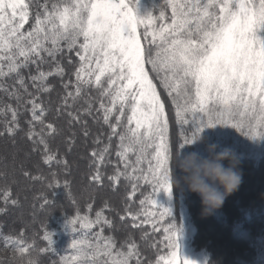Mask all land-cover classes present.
Segmentation results:
<instances>
[{"label":"snow or ice","instance_id":"snow-or-ice-1","mask_svg":"<svg viewBox=\"0 0 264 264\" xmlns=\"http://www.w3.org/2000/svg\"><path fill=\"white\" fill-rule=\"evenodd\" d=\"M169 3L171 23L155 30L151 29V18L145 24L126 0H58L51 11L45 7L43 18L37 14L31 31L24 32L30 4L25 0H0V49L10 53L2 57L9 61V72L19 75L29 64L42 62L45 54L55 61L65 47L69 53L75 51L80 60L73 73L76 94L84 87L95 86L102 97L110 98L111 106L102 99L100 110L111 129L109 141L113 136L119 138L117 156L124 160L131 152L137 155L139 163L140 155L145 158L151 155L149 168L153 181L167 194L173 183L172 151L167 137L169 122L155 81L168 91L176 107L177 122L183 129L179 149L201 140L205 129L217 127L235 128L252 139L264 137V41L256 35L264 26V0H259L258 6L244 0H169ZM164 18L161 13L160 19ZM142 24L143 34L138 32ZM17 51L22 60L15 59ZM65 74L64 68L57 65L54 72L40 71L31 79L41 82L42 91H50L44 87L47 77L58 75L63 79ZM17 83L24 86L23 79ZM71 85L69 80L64 88L67 90ZM72 95L68 92L65 100ZM29 103L32 114L29 124H43V107L35 98ZM117 104L119 115H115L113 124L110 118ZM11 111L12 122L6 129L9 135L19 126L16 111ZM46 127L50 134L55 133L52 123ZM35 135L30 127L27 138L33 140ZM39 143L45 145L47 153L42 137ZM109 147L105 146L99 154L101 161ZM179 154L177 151L176 155ZM53 159L52 155H45L44 162ZM100 179L97 171L93 180ZM3 195L7 202L9 192L5 190ZM165 212L170 214L167 208ZM101 217V212L96 213L94 221L78 216L68 224L79 222L82 228H91L101 223ZM103 223L110 222L105 219ZM44 239L52 243L47 233ZM96 239H101L100 234ZM111 243L105 239L104 255L111 256L108 250ZM72 247L85 257L82 264H89V253L94 259L99 249V245L87 240H74ZM20 251H25L23 246ZM132 254L131 249L128 253H117L119 259L112 264H129Z\"/></svg>","mask_w":264,"mask_h":264},{"label":"trees","instance_id":"trees-1","mask_svg":"<svg viewBox=\"0 0 264 264\" xmlns=\"http://www.w3.org/2000/svg\"><path fill=\"white\" fill-rule=\"evenodd\" d=\"M57 2L58 0H33L34 5H31L29 9V19L31 18L32 23L28 20L22 31H31L35 23L33 19L37 18V14L43 18L45 7L51 11L52 4ZM126 2H130L133 9L138 11L139 18L144 19L145 24L151 18V29L159 30L162 25L171 23L172 8L169 0H126ZM244 2L259 5V0H244ZM161 13L165 17L163 20L160 19ZM7 23L6 20L5 24ZM144 30L145 25L142 24L138 32L143 34ZM256 35L263 41L264 26L256 32ZM6 55L10 53L0 49V72H2L0 74V140L5 137L18 138L19 136L21 140L27 142L40 140L42 137L48 152L45 153V145L40 143L37 144V150L32 151V156L36 153L43 154L40 160L38 159V168L35 170L39 175L38 180L35 181L42 189L30 190L33 196H27L24 199L23 196L14 193L12 189L15 186L10 185L9 182L6 183L8 185L6 188L0 187V264H82L85 257L78 255L72 247L74 236H79L77 241L87 240L94 246L99 245L94 259L90 258L92 253H89L87 258L89 264H112L114 260L119 259L117 253H128L130 249L133 254L129 264H169L168 259L173 249L180 246L181 237L186 236L192 249L205 256V264H211L213 263L211 259L215 257V249L213 247L208 252V248L200 243L199 238L203 216L213 223L217 230L227 233L223 237L221 234L220 240L227 238L228 247L233 245L234 248H238L233 252L240 259L235 258L231 264H264V188L251 190L249 197L239 196L234 209L232 207L225 209L226 197H224L219 206L209 211L204 208L201 197L184 183L182 180L184 173L176 166L177 151L185 154L200 151L207 155L206 149L209 145L214 147L218 145L217 152L221 149L227 150L232 160L257 170L264 164V137L257 136L256 139H252L235 128L217 127L205 129L201 133V140L179 149L178 144L183 142L181 138L183 129L177 122L176 107L168 91L159 87V81H155L169 122L167 137L172 151L170 164L173 183L170 194H167L153 181L152 171L149 168L151 155L147 158L140 155L139 163H137V155L131 152L124 160L117 156V151L120 150L117 147L119 138L113 136L109 141L111 129L105 123L104 113L100 110L102 99L107 106H111L110 98L102 97L101 91L95 86L84 87L79 95L76 94V78L73 73L79 66L80 60L75 51L69 53L65 47L63 54H57L55 61L45 54L42 62L38 65L29 64L28 67L20 70L19 75L16 72H9V61L2 59ZM15 59L22 60L18 51ZM54 65L62 66L66 74L63 79L58 75L48 76L44 81V87L50 88V91H42L41 82L39 80L34 82L31 79L32 74L35 71L54 72ZM18 79L24 80L23 87L17 83ZM69 80L72 81V85L66 90L64 84ZM25 88L27 92L24 91ZM68 92H72L73 95L65 100ZM34 98L43 107L45 117L43 124L34 122L33 126L29 124L32 119L29 101ZM56 100L62 103L59 102L61 105L57 106L58 109H53L52 105L56 104ZM86 107L87 111H83L82 109ZM118 108L119 104L110 118L113 124L116 123L115 115H119ZM89 109H91L90 112ZM11 110L16 111L19 126L14 134L9 135L6 129L12 122ZM80 115L87 121L91 120L90 125L95 128V135L100 137L93 149H80L81 152L89 155L90 159L94 158V162L88 165V169L92 167L88 181L85 177V184L94 188V194L89 198L75 197L74 189L77 187L72 185L73 178L67 173L68 179L67 177L64 179L65 176L61 177V168L69 166L67 164L71 160L70 154L72 155L73 147L71 146L66 153L57 141L64 137L63 131L57 132V127L64 124V117H67L70 127L76 128L82 120ZM123 120L126 124V116ZM48 123L54 125V134H50L47 130ZM30 127L36 133L33 140L27 138ZM132 127H135V124ZM122 130L118 128V131ZM109 145V151L104 154V159L101 161L99 154L105 146ZM60 150L64 151V154ZM45 155H52L54 159L46 164ZM56 160L62 161L63 167L59 166ZM125 164L129 165L127 169ZM97 171L101 179L93 180ZM55 176L60 177L57 179H61L60 184L63 183V186L58 185V180L55 186L48 184ZM109 177L114 179L110 180ZM205 182L210 183L207 180ZM134 184L135 188H133ZM5 190L10 194L7 202L3 195ZM217 191L222 192V189ZM45 200L48 201L46 205ZM12 201H15V204ZM24 202L29 208L36 206L33 209L40 215L35 221H29L26 224L11 221V218L14 219L16 216V210L20 209ZM165 208L170 210V214L165 212ZM97 212L102 214L101 223L93 224L91 228H82L79 222L75 225L68 224V221L78 216L94 221ZM105 219L110 223L104 224ZM45 233L50 236L51 244L44 239ZM97 234H100L101 239H96ZM105 239L112 242L111 248L108 249L111 251V256L104 255ZM206 245L208 247L209 243ZM21 246L25 251H20ZM74 256L76 259H73Z\"/></svg>","mask_w":264,"mask_h":264},{"label":"rangeland","instance_id":"rangeland-1","mask_svg":"<svg viewBox=\"0 0 264 264\" xmlns=\"http://www.w3.org/2000/svg\"><path fill=\"white\" fill-rule=\"evenodd\" d=\"M25 2L29 3L30 6L34 5L33 0H25ZM137 13L138 11L136 12V14ZM29 22L32 23L31 18L29 19ZM34 22L35 19H33V23ZM56 67L57 66L54 65L55 69ZM38 72L40 71H35L32 74V76L37 75ZM59 102L62 103L61 101ZM59 102H57L56 100V104L54 103L52 105V108L58 109L57 106L61 105L59 104ZM82 110L87 111V107ZM66 118L67 117L65 116L64 124H62L60 127L59 126L57 127L58 133H61L62 131L64 132V137L57 139V141L58 143L61 144L63 150L66 153L71 146L73 147L72 155L70 154L71 160L67 164L69 166L66 168L61 165L62 161L56 160V163L64 168V169L61 168V172H62L61 177L65 176L64 179L66 177L67 179L69 177L73 178L72 185H74V187H77L74 189L75 191L74 193H76V195L73 193L74 196L79 198H89V196L94 194V188L92 186H89V184H85V177H87V181H88V178L90 177V173H91L90 171H92V167L88 169V165L89 163L94 162V158L90 159L89 155H87L83 151L81 152L80 149L83 148L93 149L94 145H96V142L97 140L100 139V137L95 135L96 133L95 128L90 125L91 120L87 121L84 116L80 115V118L82 120H80V124H77L76 128L70 127L69 122L66 120ZM86 127H88V129ZM37 144H39V140L26 142L21 140L19 136L18 138L5 137L4 139L0 140V187L6 188L8 186L6 185V183L9 182L10 185L12 184L16 188V189L15 188L12 189L14 193L18 194L19 196H23L24 199L27 198V196H33V194L30 193V190H32L33 188L42 189L40 185L35 181L38 180L39 178V175L35 170L38 168V164H37L38 159L40 160L43 154L40 153L38 155V153H36L35 156H32L33 155L32 151H35L33 149L37 150V146H38ZM75 149H79V150L77 151ZM64 151L60 150L62 154H64ZM86 151L87 150H85V152ZM232 162H234L235 170L238 171V173L241 176V182L235 191H232L230 192V194L225 196L226 199H224V206L225 209L227 210L231 209V207L232 209L235 208L234 204L239 196H241V198L246 196L249 197L248 194L252 192L251 190L253 189L259 190L264 188V164L259 169L253 170L245 167V164H239L235 162V160H232ZM223 163L225 167H228L230 161L224 160ZM25 172L27 173L30 172V173L29 175L24 177ZM66 173L69 174L70 176L68 177ZM57 178L60 177L55 176L53 181L48 182V184L55 186L57 185L56 183L59 181L58 185L63 186V183L60 184L61 179L58 180ZM24 203H22L20 209L16 210V216L14 219L11 218V221L14 222L17 221L20 224H26L29 221L30 222L35 221L36 218L40 215L36 210H34L36 206L29 208L27 206V203L25 204ZM201 218H202L203 226L201 225L200 228V236H199L201 241L200 243L203 244L204 247L208 248L207 251L211 250L213 247L215 249L214 250L215 257L211 259V262L213 260V263L211 264H218L219 262L220 264L233 263L235 258L236 259L238 258V256L233 251L235 249L237 251L238 248L237 247L234 248L233 245L228 247L226 245L228 242L227 238L225 240H220L221 234H222L221 237H223V235L226 236L227 233L225 231L220 232L219 230H217V228L214 226L213 223L207 221L206 217L203 216ZM74 237L73 239L77 241L79 236H74ZM181 239L182 240L180 242V246L174 248L172 254L169 256L168 259L169 264H172L173 262V253L176 254L174 264H184L185 261H187L188 264H205L206 263L205 256H203L201 252H195L192 249L193 247L191 246L188 237L187 236L184 238L181 237ZM206 243H209L208 247ZM230 252L231 254H229Z\"/></svg>","mask_w":264,"mask_h":264},{"label":"clouds","instance_id":"clouds-1","mask_svg":"<svg viewBox=\"0 0 264 264\" xmlns=\"http://www.w3.org/2000/svg\"><path fill=\"white\" fill-rule=\"evenodd\" d=\"M217 147L218 145H209L207 155L192 151L177 156L176 166L184 173L182 180L191 191L201 197L204 208L209 211L219 206L223 198L235 191L241 182V176L235 170L230 154L224 149L217 152ZM224 160L230 161L228 167H225ZM206 180L210 183H206ZM217 189H222V192Z\"/></svg>","mask_w":264,"mask_h":264}]
</instances>
